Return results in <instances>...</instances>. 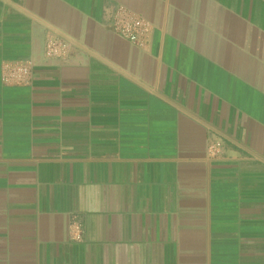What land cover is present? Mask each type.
<instances>
[{"label":"crops","instance_id":"1","mask_svg":"<svg viewBox=\"0 0 264 264\" xmlns=\"http://www.w3.org/2000/svg\"><path fill=\"white\" fill-rule=\"evenodd\" d=\"M0 264H264V0H0Z\"/></svg>","mask_w":264,"mask_h":264},{"label":"built area","instance_id":"2","mask_svg":"<svg viewBox=\"0 0 264 264\" xmlns=\"http://www.w3.org/2000/svg\"><path fill=\"white\" fill-rule=\"evenodd\" d=\"M113 31L132 45L145 49L153 31L152 24L143 17L124 8L110 14ZM71 55V44L62 36L50 35L43 46L42 56L46 61L66 62ZM33 71L32 61H15L4 63L1 81L5 85L27 86L31 82ZM222 149L219 139L212 140L208 147L210 157L217 156Z\"/></svg>","mask_w":264,"mask_h":264}]
</instances>
